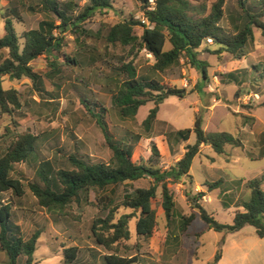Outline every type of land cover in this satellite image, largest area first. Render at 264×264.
<instances>
[{
	"label": "rangeland",
	"instance_id": "rangeland-1",
	"mask_svg": "<svg viewBox=\"0 0 264 264\" xmlns=\"http://www.w3.org/2000/svg\"><path fill=\"white\" fill-rule=\"evenodd\" d=\"M24 1L25 5L21 6L17 0H0V37L5 35V17H13L19 35L36 29L45 18L39 9L34 13L27 10L28 5H36V0ZM215 1L192 0V5L199 11L205 7L208 14ZM79 5L81 11L85 1ZM112 5V9L98 11L87 19L83 32L66 33L58 55H40L31 61L33 70L42 79L41 85H33L28 78H3L4 89L18 91L20 107L11 108L9 113L0 111V156L19 135L30 133L38 138L35 158L15 164L12 172L23 183L25 194L17 197L7 191L0 195L2 203L12 207V223L19 227L18 235L27 241L33 233L40 232L33 264H65L63 250L73 246L79 249L73 264H106L105 256L109 254L137 256V264H210L219 249L222 250L220 264H264V238H259L252 226L233 234L215 232L197 215L185 233L180 228V217L194 211L187 194L204 193L200 205L220 223L232 224L235 213L243 210L242 201L251 194L249 182L264 175V37L255 29L254 40L247 45L246 55L240 60L228 52L215 54V45L203 43L198 58L208 65L206 79L191 67L184 55L178 66L157 73L152 70L154 57L140 44L122 46L107 40L109 30L125 19L142 23L141 3L113 0ZM10 8L19 11L18 17L9 12ZM224 12L221 26L229 30L228 17L238 12L236 0H226ZM142 32L140 25L134 27L137 36ZM170 48L167 43L165 49ZM7 56V50H0V62ZM68 57L76 62L68 63ZM129 62L140 79H154L166 88L184 90L182 98L171 95L160 104L149 131L143 121L155 107L154 102L142 106L134 118H122L113 104L118 83L126 79L121 68ZM55 63L57 68L52 65ZM229 73L234 74L232 81L227 76ZM86 105L93 113L101 108L107 110L104 121L110 134L133 148L135 162L163 170L183 157L187 145L196 142L194 132L188 141L180 142L167 135L193 129L199 115L207 133H231L240 138L242 147L227 145L225 152L218 154L210 145H201L190 176L168 183L175 202L173 217L167 220L162 212L161 187H158L157 220L152 236H139L136 222L140 212L121 206L116 218L122 214L134 215L128 223L130 238L106 248L92 236L93 221L105 219L111 207L120 205L126 194L152 186L151 178L124 182L106 190L91 189L63 211L41 207L28 187L31 183H40L36 171L43 161L52 162L56 170L72 169L70 156L88 164L112 165V150ZM151 142L156 143L159 158L153 157ZM218 180L222 181L221 185L209 191L207 184ZM261 188L264 190V181ZM223 202L230 207L224 208ZM26 260L22 255L18 264H25ZM0 264H8L1 248Z\"/></svg>",
	"mask_w": 264,
	"mask_h": 264
},
{
	"label": "trees",
	"instance_id": "trees-1",
	"mask_svg": "<svg viewBox=\"0 0 264 264\" xmlns=\"http://www.w3.org/2000/svg\"><path fill=\"white\" fill-rule=\"evenodd\" d=\"M21 6L24 0H17ZM85 5L79 11V3ZM142 6L143 17L146 23L135 19H125L114 25L108 32L107 40L111 44L120 43L122 46L140 44L153 57L152 70L162 73L171 67L180 64L184 55L192 68L196 69L204 79L207 76V63L198 58L199 48L207 39L217 47L215 54L228 52L240 60L246 55L247 45L254 40V30L258 29L264 37V0H236L238 12L228 17L230 29L221 26L224 19L226 0H216L208 14L206 10L199 11L192 5V0H139ZM113 0H36V5H28L31 13L38 9L44 14L36 29L26 30L19 35L16 31L14 19L11 16L4 18L5 35L0 37V50H7L8 56L0 62V111L11 112V108H19L18 91L14 88L4 89V77L9 80L28 78L33 85L42 84V79L32 66L31 61L40 55L52 56L61 51L66 33L83 32L84 22L98 11L113 8ZM151 8V9H150ZM197 11V12H195ZM10 13L19 14L15 8ZM143 28L139 37L134 33V27ZM20 40L23 43L20 44ZM140 40V43H139ZM171 48L166 50V44ZM68 63H75V59L67 58ZM57 68V64H52ZM121 71L126 79L118 83L117 93L113 96V104L122 118L136 117L138 110L148 102H154L155 107L150 110L143 121V126L149 131L157 118L159 106L168 96L183 97L184 90L166 88L154 79L139 78L132 62L123 64ZM230 80L234 74L227 75ZM87 110L96 119L104 133L105 139L112 150V165L105 163L88 164L76 156H70L68 161L72 169H55L52 162L39 163L36 174L40 183L28 185L38 204L48 210L63 211L73 201H79L82 193L91 189L106 190L124 182L137 181L149 177L153 185L149 188H138L134 194H126L120 205L110 204L112 207L105 219H95L91 226V233L96 243L106 248L112 247L121 240L130 238L128 223L133 214H122L115 217L117 210L122 206L139 211L136 222V232L139 236L151 237L156 226L157 214L155 205L158 202L157 188L161 187V210L167 220L174 215L175 202L168 183L180 182L190 176L193 161L200 152L201 145H210L218 154L225 152V147H242L239 137L228 132L207 133L203 128V118L196 117L193 129L173 131L167 135L176 142L188 141L194 132L196 142L187 145L183 157L169 169H160L154 165L135 162L133 148L123 141L115 140L110 134L104 121L105 108L93 113L86 105ZM38 138L30 133L19 135L12 142L8 150L0 156V195L12 191L15 196L25 194L23 183L12 176L14 165L28 162L35 158ZM137 140H139L137 138ZM152 155L159 158L160 152L155 142L150 143ZM262 178L249 182L251 194L242 201V211H237L232 224H223L200 205L199 200L204 193L197 196L187 194L191 208L194 210L188 216L180 217V228L185 233L197 215L207 224L208 229L215 232L233 234L246 226H252L259 238H264V190L261 188ZM220 180L207 184L209 191L221 185ZM224 208L230 206L223 202ZM197 211V212H196ZM12 207L9 203H2L0 199V248L6 253L8 264H18V258L27 257L25 264H33V254L40 232L36 231L26 241L18 235L19 227L12 223ZM201 233L199 234V237ZM78 247H69L63 250L64 263L73 264L78 257ZM222 258L219 249L210 264H218ZM106 264H137V256L125 257L117 254L105 256Z\"/></svg>",
	"mask_w": 264,
	"mask_h": 264
},
{
	"label": "built area",
	"instance_id": "built-area-1",
	"mask_svg": "<svg viewBox=\"0 0 264 264\" xmlns=\"http://www.w3.org/2000/svg\"><path fill=\"white\" fill-rule=\"evenodd\" d=\"M150 4L154 5V0H150ZM142 21H143V23H146L145 19H143ZM207 42L212 43V40L211 39H207Z\"/></svg>",
	"mask_w": 264,
	"mask_h": 264
},
{
	"label": "crops",
	"instance_id": "crops-1",
	"mask_svg": "<svg viewBox=\"0 0 264 264\" xmlns=\"http://www.w3.org/2000/svg\"><path fill=\"white\" fill-rule=\"evenodd\" d=\"M221 263V260L219 261V263L218 264H220Z\"/></svg>",
	"mask_w": 264,
	"mask_h": 264
}]
</instances>
